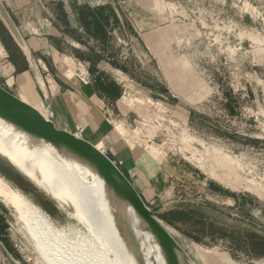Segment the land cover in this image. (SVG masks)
I'll return each mask as SVG.
<instances>
[{
    "label": "rangeland",
    "instance_id": "374dc122",
    "mask_svg": "<svg viewBox=\"0 0 264 264\" xmlns=\"http://www.w3.org/2000/svg\"><path fill=\"white\" fill-rule=\"evenodd\" d=\"M254 3L262 14L250 13V39L242 42L246 50L242 55H226L224 26L211 25L204 41L200 38L196 45L200 33L182 23L184 27L173 31L181 37L178 47L196 48L198 52L167 58L172 66L166 72H160L154 60L145 63L144 57L137 56V71L131 74L128 93L121 100L122 113L110 110L106 114L110 138L118 136L130 155L135 154L136 168L121 166L109 149L101 152L129 182L134 180L129 173L139 177L144 188L139 195L194 264H264V254H257L251 245L252 237L264 240V0ZM238 12L234 6V13ZM190 16V20L194 18ZM145 27L140 24L139 33L151 29ZM231 32L235 51L242 43L235 37L237 28ZM1 70L7 71L3 75L10 83L3 79L0 83L23 97L14 74L4 64ZM159 86L170 88L173 96L156 94ZM44 103L53 112L49 120L57 121L66 131L56 111ZM80 119H71L72 133L83 124ZM168 165L175 166L171 180L167 179ZM146 174L155 179L153 183H146ZM0 177L50 216V233L60 237L56 240L65 252H71L77 243V233L86 240L92 235L70 208L57 206L2 156ZM8 209L10 220L0 212V264H53L34 250L13 209ZM87 248H83L85 252ZM81 250L74 254L76 260L72 257L71 264H88ZM108 255L113 259L112 252ZM87 261L92 264L90 258Z\"/></svg>",
    "mask_w": 264,
    "mask_h": 264
},
{
    "label": "crops",
    "instance_id": "0c3cea01",
    "mask_svg": "<svg viewBox=\"0 0 264 264\" xmlns=\"http://www.w3.org/2000/svg\"><path fill=\"white\" fill-rule=\"evenodd\" d=\"M0 1L24 41V47L19 46L0 18V80L10 83L9 78L3 75L7 71L1 70L4 64L14 74L22 91L20 99L45 120L53 115L51 108L45 107L44 102H47L58 117L61 116V123L67 126L64 133H71L78 140L84 139L98 152L109 149L114 160L129 170L136 168L133 160L137 158L134 153L130 155L118 136L112 134L110 138L112 130L107 124L106 114L121 112V100L125 97L123 94L128 93L126 88L132 80L130 76L137 71L136 57H144L145 63H153L154 60L159 71L166 72L172 66L167 58L198 52L196 48L190 51L178 47L181 37L173 31L184 27L182 23L186 29L192 26L200 33L199 40L194 41L196 45L204 41L211 25L224 26L225 51H229L225 52L226 55H242L246 51L242 42L250 39L247 35L250 13L262 14L257 6H253L256 0ZM234 6L239 8L237 14ZM190 14L194 17L191 20ZM140 24L151 29L144 34L139 33ZM233 27L238 30L235 37L242 43L235 51H232L231 43ZM21 58L23 69L18 68ZM160 92L173 96L167 87L156 88V94L161 95ZM78 118L83 120V124L72 133L71 119ZM90 133L93 136L89 137ZM103 140L111 145L108 147ZM167 168V179H170L174 176L172 170L175 166L168 165ZM129 176L134 177L132 185L139 194L142 193L144 188L139 177L134 172ZM185 177L188 179L189 176ZM145 179L146 183L155 180L151 174H146ZM192 179L195 181L194 177Z\"/></svg>",
    "mask_w": 264,
    "mask_h": 264
},
{
    "label": "bare ground",
    "instance_id": "6f19581e",
    "mask_svg": "<svg viewBox=\"0 0 264 264\" xmlns=\"http://www.w3.org/2000/svg\"><path fill=\"white\" fill-rule=\"evenodd\" d=\"M0 156L7 159L19 173L47 194L61 209L70 208L75 217L88 227L85 229L91 230L92 235L89 234L88 240L82 233H77V243L71 247V252H65L61 249L62 244L56 240L58 238L60 241V237L50 233V216L20 191L8 187L0 177V203L7 209H13L14 218L32 241L34 250L36 249L44 260L47 259L53 264H71L72 257L75 258L74 254H78V249L82 248L81 251L85 252L86 249L83 248L88 247L85 257L90 258L92 264H138L132 247L135 238L140 245L145 264H171L170 251L163 237L134 211L121 208L90 168L51 143L28 136L2 117ZM126 230L128 240L122 236ZM66 242L68 244V240ZM93 243L96 249L93 246L92 249ZM108 252L113 253V259H109ZM87 258L86 262L89 264Z\"/></svg>",
    "mask_w": 264,
    "mask_h": 264
},
{
    "label": "water",
    "instance_id": "95a60500",
    "mask_svg": "<svg viewBox=\"0 0 264 264\" xmlns=\"http://www.w3.org/2000/svg\"><path fill=\"white\" fill-rule=\"evenodd\" d=\"M0 18L14 41L19 46L24 47V41L1 1ZM0 117L35 140L51 143L57 149L62 150L90 168L102 181L108 194L121 208L134 211L158 235L163 237L170 251L171 264L193 263L180 244L162 225L161 221L151 213L132 183L101 151L98 152L93 149V146L84 139L78 140L71 133H64L62 128L57 127L50 120H45L32 106L1 85ZM0 212L7 220H10L8 209L2 203H0ZM122 236L128 240V231H124ZM132 247L138 264H145L140 245L135 238Z\"/></svg>",
    "mask_w": 264,
    "mask_h": 264
},
{
    "label": "trees",
    "instance_id": "16d2710c",
    "mask_svg": "<svg viewBox=\"0 0 264 264\" xmlns=\"http://www.w3.org/2000/svg\"><path fill=\"white\" fill-rule=\"evenodd\" d=\"M21 65H18L19 69H23V58H21ZM251 245H252V249L257 252V254H264V240H258V239H254V237L251 238Z\"/></svg>",
    "mask_w": 264,
    "mask_h": 264
},
{
    "label": "built area",
    "instance_id": "2783aa9c",
    "mask_svg": "<svg viewBox=\"0 0 264 264\" xmlns=\"http://www.w3.org/2000/svg\"><path fill=\"white\" fill-rule=\"evenodd\" d=\"M0 85L3 86L4 88H6L3 84L0 83ZM50 118L52 119L53 117L51 116ZM59 120H60V118H59ZM60 121H61V120H60ZM55 122H56V123H55ZM54 123H55V125H56L57 127H59L58 124H57V121H54ZM59 128H60V127H59Z\"/></svg>",
    "mask_w": 264,
    "mask_h": 264
}]
</instances>
